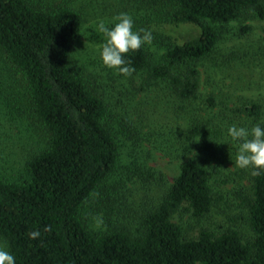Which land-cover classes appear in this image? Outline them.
Returning <instances> with one entry per match:
<instances>
[{
    "label": "trees",
    "instance_id": "16d2710c",
    "mask_svg": "<svg viewBox=\"0 0 264 264\" xmlns=\"http://www.w3.org/2000/svg\"><path fill=\"white\" fill-rule=\"evenodd\" d=\"M160 4L168 22L192 24L199 32L180 44L165 41L159 62L143 46L124 55L143 77L141 89L160 84L183 103L199 98L198 62L212 54L220 36L212 24H227L245 10L264 22V0ZM82 27L81 14L64 0H0L1 60L20 75L30 111L48 136L25 176L10 181L0 174V239L16 264H264V174H251V194L239 195L253 233L249 241L230 228H200L196 238H186L171 220L182 207L201 219L216 200L209 164L221 158L217 127L185 111L182 131L159 134L162 143L154 145L177 166L158 202L141 213L135 228L89 229L85 206L115 174L119 143L105 101L70 62ZM207 102L215 105L212 98ZM142 167L136 169L145 179L165 180ZM117 181L121 187L122 178ZM33 230L40 236L29 239Z\"/></svg>",
    "mask_w": 264,
    "mask_h": 264
},
{
    "label": "rangeland",
    "instance_id": "374dc122",
    "mask_svg": "<svg viewBox=\"0 0 264 264\" xmlns=\"http://www.w3.org/2000/svg\"><path fill=\"white\" fill-rule=\"evenodd\" d=\"M64 1L83 18L82 34L70 56L71 65L105 101L119 143L115 174L85 206L89 229L108 230L128 224L135 228L141 213L158 202L167 183L176 175L177 166L154 145L162 143L164 137L158 138L159 134L182 131L185 111L210 118L217 127L221 158L209 164L216 200L210 214L201 219L193 218L182 207L171 220L181 227L186 238H196L200 228L217 232L230 228L239 232L244 241L251 240L253 233L239 197L251 194V168L235 166L236 149L226 130L233 123L250 128L264 122V22L252 10H245L227 24L213 23L220 36L212 54L198 62L199 98L183 103L173 98L163 85L141 89L143 77L138 73L125 77L105 67L99 57V46L106 38L96 25L103 20L111 27L113 17L121 12L130 14L133 30H151V45L142 46L155 62L161 59L165 41L180 44L199 32L196 26L168 22L160 0ZM208 98L215 103L211 108ZM254 108L256 115L251 114ZM47 138V132L30 111L24 82L0 55V174L10 181L25 176L27 162L46 148ZM136 166L151 168L165 180H147L139 173L144 167L138 172ZM120 178L121 187L117 181ZM96 218L103 223L97 226ZM0 245L8 250L4 240L0 239Z\"/></svg>",
    "mask_w": 264,
    "mask_h": 264
},
{
    "label": "clouds",
    "instance_id": "9594fccd",
    "mask_svg": "<svg viewBox=\"0 0 264 264\" xmlns=\"http://www.w3.org/2000/svg\"><path fill=\"white\" fill-rule=\"evenodd\" d=\"M133 17L121 12L113 17L112 26L109 27L103 20H100L96 29L105 36L104 42L99 46V57L101 63L114 69L119 74L127 77L134 71L131 60L124 54L140 49L142 45H151L153 35L150 29L133 30ZM262 123L253 124L250 128L230 124L227 127L226 135L230 143L235 147V166L241 169L251 168V174H264V126ZM222 143H227L222 141ZM103 221L95 219L99 226ZM29 239H36L40 236L39 230L27 233ZM0 264H16V257L0 245Z\"/></svg>",
    "mask_w": 264,
    "mask_h": 264
}]
</instances>
